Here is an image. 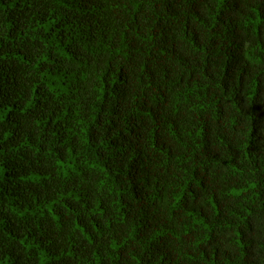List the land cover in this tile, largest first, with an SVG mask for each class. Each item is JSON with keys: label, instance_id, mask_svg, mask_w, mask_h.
I'll return each instance as SVG.
<instances>
[{"label": "trees", "instance_id": "1", "mask_svg": "<svg viewBox=\"0 0 264 264\" xmlns=\"http://www.w3.org/2000/svg\"><path fill=\"white\" fill-rule=\"evenodd\" d=\"M0 264H264V0H0Z\"/></svg>", "mask_w": 264, "mask_h": 264}]
</instances>
